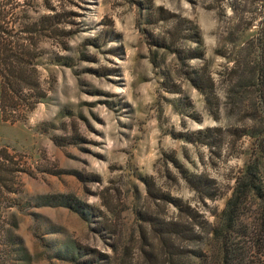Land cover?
Masks as SVG:
<instances>
[{"label": "rangeland", "instance_id": "374dc122", "mask_svg": "<svg viewBox=\"0 0 264 264\" xmlns=\"http://www.w3.org/2000/svg\"><path fill=\"white\" fill-rule=\"evenodd\" d=\"M18 2L10 17L18 31L54 7L70 34L61 35L55 23L36 35L34 63L45 96L30 110L20 108L16 122L0 111V149L24 170L0 200V264H148L158 240L144 216L170 219L177 211L147 198L146 177L212 222L258 149V141L237 136L243 114L226 92L233 63L249 62L264 45V0ZM151 33H170L167 47L149 44ZM186 47L204 56L187 59ZM172 48L182 51L180 59ZM203 67L217 98L188 80L191 68ZM246 95L238 99L243 104ZM261 157L264 180V151ZM181 169L192 180L214 179L221 195L202 201ZM255 249L248 261L264 264V247ZM153 253L168 264L164 251Z\"/></svg>", "mask_w": 264, "mask_h": 264}, {"label": "trees", "instance_id": "16d2710c", "mask_svg": "<svg viewBox=\"0 0 264 264\" xmlns=\"http://www.w3.org/2000/svg\"><path fill=\"white\" fill-rule=\"evenodd\" d=\"M18 1L14 0L12 5V0H0V111L3 120L15 122L21 120V115L19 117V114H16L20 108L30 110L45 96L34 63L40 51L36 35L47 33L55 23L60 27L57 31L61 35L70 34V29L65 27L67 21L63 18V22L59 20L61 14L55 13L54 7H48L50 13L24 22L18 31L16 21L10 19L15 13L11 8L16 7ZM8 4L12 6L8 7ZM154 9L158 13H167L170 18L178 17L177 14L160 6ZM193 34L192 41L200 47L201 37L195 27ZM150 36L149 44L167 47L165 43L170 33L162 37L151 33ZM183 50L189 52L185 56L187 59L194 57L201 59L204 56L199 48L186 47ZM174 52L180 59L182 51L175 48ZM252 56L248 58L249 62L233 63L228 74L226 95L231 100L237 97L234 103L243 114L245 125L237 136H246L258 141L256 146L258 149L249 156L248 162L239 171L231 195L226 199L222 211L213 213L214 219L209 222L188 203H183L180 198L155 188L150 178L143 179L149 200L170 203L177 211V215L170 219L159 218L152 213L144 216L158 240V248L153 250H161L162 253L164 251L163 255L166 257L164 261L168 264H182L180 260L184 258L189 261L188 264H191L192 259L199 261V264H250L247 258L249 250L254 249L255 253L256 247L258 250L264 247V180L261 172V153L264 151V45L261 47L257 45ZM206 72L205 67L198 71L191 68L188 80L200 93L210 91L209 93L217 98L214 93L215 80ZM166 89L169 92L179 91L176 88ZM250 89L252 91H249ZM245 93L250 95H246L248 102L243 104L238 99ZM207 131L217 133L221 128L209 127ZM204 144L211 148L210 142ZM21 171L24 170L21 164L14 160V155L4 148L0 149V200L3 199V195L7 196V193L14 192L16 176ZM180 174L202 201L204 199L211 201L221 195L215 180L209 176L198 175L192 180V176L187 175L184 169L180 170ZM205 247L210 252L207 253ZM153 250L148 251L150 254L148 264H159L158 254L153 253Z\"/></svg>", "mask_w": 264, "mask_h": 264}]
</instances>
